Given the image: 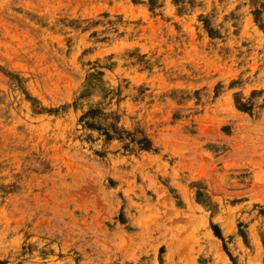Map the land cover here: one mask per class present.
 Wrapping results in <instances>:
<instances>
[{
  "label": "rangeland",
  "instance_id": "obj_1",
  "mask_svg": "<svg viewBox=\"0 0 264 264\" xmlns=\"http://www.w3.org/2000/svg\"><path fill=\"white\" fill-rule=\"evenodd\" d=\"M0 264H264V0H0Z\"/></svg>",
  "mask_w": 264,
  "mask_h": 264
}]
</instances>
